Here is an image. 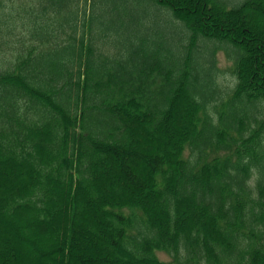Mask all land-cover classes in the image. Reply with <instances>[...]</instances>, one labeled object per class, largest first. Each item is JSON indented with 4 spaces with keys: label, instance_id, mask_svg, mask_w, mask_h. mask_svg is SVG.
<instances>
[{
    "label": "trees",
    "instance_id": "16d2710c",
    "mask_svg": "<svg viewBox=\"0 0 264 264\" xmlns=\"http://www.w3.org/2000/svg\"><path fill=\"white\" fill-rule=\"evenodd\" d=\"M0 264H264V0H0Z\"/></svg>",
    "mask_w": 264,
    "mask_h": 264
},
{
    "label": "rangeland",
    "instance_id": "374dc122",
    "mask_svg": "<svg viewBox=\"0 0 264 264\" xmlns=\"http://www.w3.org/2000/svg\"><path fill=\"white\" fill-rule=\"evenodd\" d=\"M218 58H219V66H220L221 68H226V67L229 66V62L226 61L225 57L223 56V54H222L221 52L219 53ZM227 73H228V72H227ZM183 110L185 111V107H183ZM181 114H183V113H181ZM180 118H182V117H180ZM178 124H179V125L181 124V122H180L179 120H178ZM6 236H7V235H6ZM28 249H29L28 247L24 248V253H25ZM159 255H160V257H162V258H166V259H168V257H167L164 253H162V252H160ZM33 257L35 258L36 256L33 255Z\"/></svg>",
    "mask_w": 264,
    "mask_h": 264
}]
</instances>
